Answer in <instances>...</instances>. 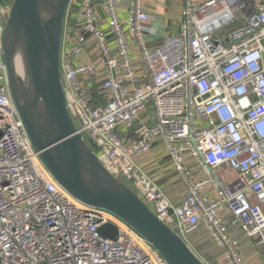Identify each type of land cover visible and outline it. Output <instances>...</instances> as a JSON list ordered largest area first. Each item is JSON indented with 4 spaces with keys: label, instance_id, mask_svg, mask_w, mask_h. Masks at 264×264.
Listing matches in <instances>:
<instances>
[{
    "label": "built area",
    "instance_id": "1",
    "mask_svg": "<svg viewBox=\"0 0 264 264\" xmlns=\"http://www.w3.org/2000/svg\"><path fill=\"white\" fill-rule=\"evenodd\" d=\"M182 15L179 34L151 48L146 0H69L66 102L105 167L160 221L186 242L204 228L225 264H245L229 227L264 246V4L185 0ZM240 21L225 40L215 36ZM154 150L184 186L178 206L158 184L161 160L144 165ZM108 224L116 241L99 233ZM0 264H166L116 217L73 199L42 165L10 95L1 23Z\"/></svg>",
    "mask_w": 264,
    "mask_h": 264
},
{
    "label": "water",
    "instance_id": "2",
    "mask_svg": "<svg viewBox=\"0 0 264 264\" xmlns=\"http://www.w3.org/2000/svg\"><path fill=\"white\" fill-rule=\"evenodd\" d=\"M69 0H12L0 12L2 59L23 130L55 182L79 203L107 212L143 238L166 264H206L187 242L98 158L70 111L61 76ZM21 59L23 75L18 70ZM100 235L118 239L105 225Z\"/></svg>",
    "mask_w": 264,
    "mask_h": 264
},
{
    "label": "crops",
    "instance_id": "3",
    "mask_svg": "<svg viewBox=\"0 0 264 264\" xmlns=\"http://www.w3.org/2000/svg\"><path fill=\"white\" fill-rule=\"evenodd\" d=\"M257 1L264 4V0ZM11 3L12 0H0V12L5 11ZM184 7L185 0H146V9L151 16L150 26L155 31L152 35L147 36L149 47H156L162 43L164 38L179 34ZM98 11L101 17H105L102 7H99ZM240 22H242V26L245 25L243 21ZM159 160L161 161L156 162ZM155 162L158 163L157 169L159 168L163 171L162 178L159 179L158 184L172 199L175 206L180 205L185 194L182 182L178 179L168 159L162 160V156L154 150L144 165H146L147 170H151ZM225 174L224 176L227 179L235 177V174L231 171H225ZM262 209L264 211V205ZM225 218L229 219L230 217L225 215ZM229 232L234 239L239 241L240 253L245 264H264V246H258L255 241L246 237L237 227L230 226ZM187 244L206 264H225L223 253L218 251L215 244L210 241L204 228H201L198 233L191 236ZM210 248H213L217 254L215 251L211 252Z\"/></svg>",
    "mask_w": 264,
    "mask_h": 264
},
{
    "label": "rangeland",
    "instance_id": "4",
    "mask_svg": "<svg viewBox=\"0 0 264 264\" xmlns=\"http://www.w3.org/2000/svg\"><path fill=\"white\" fill-rule=\"evenodd\" d=\"M242 22L238 23V22H234L231 23L229 26H225L224 28H222L221 30L217 31L215 36L217 38H220L222 40H225L231 33H233L234 31H236L237 29L241 28ZM117 133H119V130L116 131ZM223 174H225V171H223ZM126 184L130 185L129 182H125ZM211 252L215 251L213 248L209 249ZM215 253L217 254V252L215 251Z\"/></svg>",
    "mask_w": 264,
    "mask_h": 264
},
{
    "label": "bare ground",
    "instance_id": "5",
    "mask_svg": "<svg viewBox=\"0 0 264 264\" xmlns=\"http://www.w3.org/2000/svg\"><path fill=\"white\" fill-rule=\"evenodd\" d=\"M21 59H19L18 60V70H19V73L21 74V75H23V72H22V64H21Z\"/></svg>",
    "mask_w": 264,
    "mask_h": 264
}]
</instances>
